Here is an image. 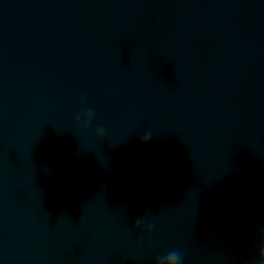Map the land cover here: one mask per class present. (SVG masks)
Here are the masks:
<instances>
[{
    "label": "clouds",
    "instance_id": "clouds-1",
    "mask_svg": "<svg viewBox=\"0 0 264 264\" xmlns=\"http://www.w3.org/2000/svg\"><path fill=\"white\" fill-rule=\"evenodd\" d=\"M87 116H88L89 121H91V119L94 116V113L91 110H88L87 111ZM103 132H104L103 128H99V129L96 130V133L99 136L103 135ZM148 139H150V138L149 137H145V138L142 139V142H146ZM171 258L174 259V260H179V259H181V256H180V254L178 252H172L171 253Z\"/></svg>",
    "mask_w": 264,
    "mask_h": 264
}]
</instances>
